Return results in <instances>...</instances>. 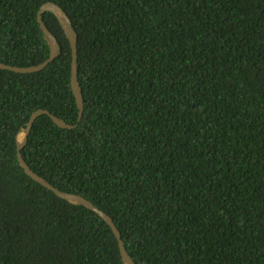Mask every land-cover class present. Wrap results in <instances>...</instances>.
<instances>
[{
  "label": "trees",
  "instance_id": "trees-1",
  "mask_svg": "<svg viewBox=\"0 0 264 264\" xmlns=\"http://www.w3.org/2000/svg\"><path fill=\"white\" fill-rule=\"evenodd\" d=\"M52 1L77 32L83 115L21 153L109 214L136 264H264V0H0V62L49 55ZM0 69V264H123L95 212L28 176L17 133L77 122L71 49Z\"/></svg>",
  "mask_w": 264,
  "mask_h": 264
},
{
  "label": "water",
  "instance_id": "water-1",
  "mask_svg": "<svg viewBox=\"0 0 264 264\" xmlns=\"http://www.w3.org/2000/svg\"><path fill=\"white\" fill-rule=\"evenodd\" d=\"M44 12H51L54 14V16L57 18L66 38L69 41L70 49H71V72H70V85L73 92V96L76 102V106L78 109V116H77V122L74 124L67 123L65 120L57 117L53 113H51L48 109L44 108H38L35 111H33L25 126L20 129V131L17 133L16 138V156L19 165L23 168L24 172L30 176L33 180H35L37 183L41 184L42 186L46 187L47 189L51 190L55 195L58 197L76 205H82L86 207L87 209L95 212L97 215H99L111 228L116 240L117 245L119 249V254L122 259L123 264H136L133 258L129 255L127 252L123 241L121 232L117 228L116 224L114 223L112 217L107 214L105 211L99 209L93 202H91L86 197L72 192H67L64 190H61L57 187H55L53 184H51L46 178L40 176L36 172H34L31 167L28 165V163L24 160L23 155L21 153L22 148L25 146L28 135L30 133L31 127L35 120L40 115H48L53 122H55L59 127L62 128H73L77 125L78 121L81 120L83 115V109H84V103H83V96H82V89L79 83L78 79V73H77V63H78V54H77V32L72 24V20L69 17V15L66 13V11L56 2L47 1L43 3L37 13V21L39 23V27L43 33V37L49 47V55L48 57L43 60L41 63L36 65H29V66H13L10 64H6L3 62H0V69H6L18 73H29V72H35L40 71L44 67L47 66L49 62L54 60L60 53L61 48L59 45V42L55 36V34L52 33V31L49 29V27L46 25V23L43 20V13Z\"/></svg>",
  "mask_w": 264,
  "mask_h": 264
}]
</instances>
